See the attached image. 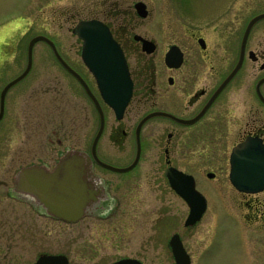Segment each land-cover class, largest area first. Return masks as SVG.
<instances>
[{
    "label": "rangeland",
    "instance_id": "1",
    "mask_svg": "<svg viewBox=\"0 0 264 264\" xmlns=\"http://www.w3.org/2000/svg\"><path fill=\"white\" fill-rule=\"evenodd\" d=\"M114 1L125 7L135 0H0V51L4 55L0 57V94L2 88L26 69L28 45L33 36H48L68 62L69 47L76 41L70 31L75 21L81 17H105L110 21L108 5ZM156 1L159 5L165 3V0ZM222 2L186 0L180 5L193 13L203 6L216 9ZM175 7L177 4L170 1L169 8ZM120 17L125 22L129 13L124 12ZM141 22L137 32L152 35L155 28L151 26L152 21ZM33 47L32 68L9 88L5 98L6 114L0 121V264H32L45 252H63L70 257L71 264H111L118 258L133 255L148 264H172L167 241L175 231L186 238L194 264H234L235 256L239 257L241 251L237 235L232 231L238 221L236 208H233L238 198H234L235 190L228 178L230 148L215 145L220 142L215 134L214 138H205L211 144L208 150L202 142L195 146L189 130L172 140L177 164L193 172L198 189L208 200V212L202 224L190 234L184 226L188 205L169 185L160 182L158 156L162 147L158 139L161 130L156 128L159 121L148 124L151 135L138 169L104 173L112 180V193L123 195L126 207L111 219L100 221L87 217L80 224H68L40 213L32 197L12 193L19 168L43 161H49L52 166L67 149L90 147L96 128L90 130L89 123L82 128L76 125L81 115L73 93L74 80L60 65L51 46L42 40ZM33 108L42 113L35 117L36 133H41L45 121L47 146L43 145L42 133L38 136L32 133ZM106 114L105 137L98 144L97 153L114 165H123L124 162L114 158L117 154L111 150L116 153L117 150L109 142L115 114ZM130 147L127 141L124 151L119 153L128 154ZM209 170L215 171L216 179L195 173ZM213 218L217 220L213 244L201 251Z\"/></svg>",
    "mask_w": 264,
    "mask_h": 264
},
{
    "label": "flooded vegetation",
    "instance_id": "2",
    "mask_svg": "<svg viewBox=\"0 0 264 264\" xmlns=\"http://www.w3.org/2000/svg\"><path fill=\"white\" fill-rule=\"evenodd\" d=\"M140 1L145 3L146 16L140 15L137 10L136 3ZM170 1L177 4V7L169 8ZM184 1L186 0H165V3L159 5L156 0H135L125 7L114 1L108 5L110 21L105 17H81L75 21L74 27H71L70 31L76 37V41L72 42L69 47L67 63L73 72L67 70L65 66L64 68L74 80L73 93L77 101L78 114L81 115V118H77L76 125L82 128L89 123L90 130L96 126L92 133L91 146L84 150L81 149V151L92 156L93 172L96 176L99 194L98 199L93 201L86 215L79 221L67 222L55 217L56 219L74 225L80 224L87 217L105 221L117 215L121 208H126L123 204V195L117 196L112 193V180L107 178L104 173L110 171L119 174L138 169L144 147L151 135V128L148 127L150 122L159 121L160 123L156 126L161 130L158 140L162 147V153L158 156V172L161 173L160 182L169 185V187H171L167 176L169 167H175L193 175V172L179 167L174 157L175 151L172 148V140L187 130L191 132L195 146L197 147L202 142L205 143L207 150L211 144L206 142L205 138L211 139L214 138V134L218 135L217 138L220 139V142L215 145H224L226 148H230L229 168L230 154L234 146L248 138L259 139L264 144V17L253 22L251 28L249 26L254 18L264 13L262 8L264 0H223L216 9L203 6L193 13L187 11L183 5L181 7L180 4ZM124 12L129 13V19H125V22L120 17ZM91 19H98L108 25L125 56L132 82V96L121 119L117 118L112 106L104 101L97 77L85 63L82 55L83 40L77 34L76 27L81 20ZM144 19L152 21L151 26L155 27L152 35L137 32L136 28L141 25V21ZM0 57H4L1 51ZM95 99L105 114V127L98 139L96 154L98 155V144L105 137L106 112H112L115 114L116 120L110 128L109 142L117 150V153L111 150L109 143L107 145H109V150L117 154L114 158L125 164L117 166L102 156H98L104 164H110L117 169L95 161L92 155L93 142L102 125L101 114H99ZM32 113L34 123L32 133L37 136L42 133L43 145L47 146L45 121L41 133H36L35 130L37 127L35 126V117L41 116L42 113H39V110H35V108ZM92 113L96 115V118ZM5 114L6 110H4L0 121ZM97 114H99V122H97ZM143 119L146 120L140 127ZM10 122L11 120L8 123ZM127 141L131 145L128 154L119 153L124 151ZM60 156L52 166L49 161L39 164L45 165L48 169H54ZM134 163L135 165L129 168ZM192 165L190 167L199 168ZM126 168L129 169L118 170ZM195 173L208 179H216L214 170L199 174L195 171ZM229 176L230 170L228 178ZM194 179L196 180V176ZM231 185L235 190L234 198H238V203L233 205V208H236L235 213L238 221L232 231L237 235L238 247L241 250L240 256H235L234 264H264V188L260 192L248 193L239 191L232 182ZM16 186L15 182L13 194H26L18 191ZM196 188L199 190L197 180ZM171 189L173 190L172 187ZM26 195L31 197L29 194ZM32 199L34 198L32 197ZM205 199L207 200L206 196ZM183 201L185 200L183 199ZM186 204L188 205L187 202ZM36 205L40 213L51 216L37 202ZM207 212L208 200L206 212L201 221L195 225L187 226L184 220L187 234L192 233L193 229L202 224ZM216 221L213 218V222L210 224V233L203 238V241L206 240V242H204L201 251L213 244L217 232ZM176 233H179L180 239L188 251L186 238L178 231H175L172 236ZM172 236L167 241V247L171 252L172 264H176L170 242ZM188 253L191 264H194L193 256L190 251ZM123 257L136 258L142 263L148 264L139 256Z\"/></svg>",
    "mask_w": 264,
    "mask_h": 264
},
{
    "label": "water",
    "instance_id": "3",
    "mask_svg": "<svg viewBox=\"0 0 264 264\" xmlns=\"http://www.w3.org/2000/svg\"><path fill=\"white\" fill-rule=\"evenodd\" d=\"M136 7L140 15H147L143 1L136 3ZM262 17H264V13L254 18L249 25L250 28L253 22ZM76 29L80 39L83 40L82 55L85 63L96 75L104 101L112 106L117 118L121 119L132 96V82L124 53L110 32L108 25L103 21L98 19L81 20ZM42 40L51 46L61 65L73 72L64 57L60 55L53 40L43 34L33 36L28 45L26 69L15 79L13 78L2 90L0 119L4 114V98L8 88L14 86L30 72L33 65V46ZM95 101L98 104L96 99ZM98 109L99 114H101L102 125L93 142L92 155L95 161L104 164L96 154L97 142L105 127V114L100 104H98ZM145 120L141 121L140 127ZM92 161L91 155L79 149H67L60 156L54 169H48L41 164H32L20 168L15 178L16 189L31 195L49 215L67 222L79 221L86 215L93 201L98 199L99 191ZM104 165L117 169L110 164ZM134 165L135 163L129 168ZM129 168L118 170H128ZM230 168L229 178L235 188L248 193L260 192L264 188V144L259 139L248 138V140L234 146L230 154ZM167 171L171 187L188 203L190 212L185 219V224L187 226L197 224L206 212L207 200L203 193L197 190L194 176L175 167H169ZM210 175L213 176L212 173ZM170 242L176 264H191L190 255L186 251L179 233L174 234ZM32 264H70V260L64 253H43ZM113 264L144 263L136 258L123 257Z\"/></svg>",
    "mask_w": 264,
    "mask_h": 264
}]
</instances>
